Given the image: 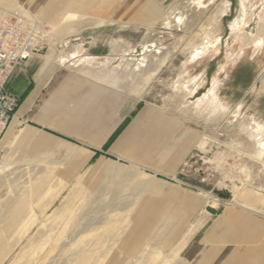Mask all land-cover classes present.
<instances>
[{
	"label": "rangeland",
	"instance_id": "rangeland-1",
	"mask_svg": "<svg viewBox=\"0 0 264 264\" xmlns=\"http://www.w3.org/2000/svg\"><path fill=\"white\" fill-rule=\"evenodd\" d=\"M14 2L9 7L31 14L28 0ZM0 7H4L1 2ZM163 14L161 22L126 27L78 15L70 22L64 18L59 24H44L48 42L40 51L88 25L108 31L118 47L108 63L96 67V74L133 99L192 121L201 131L198 149L170 179L151 182V176L133 165H110L99 187L104 182L111 192L99 198L87 196L86 192L95 194L98 189L88 188L83 176L76 179L63 173L65 166L57 164V155L11 161L7 170L0 168V220L4 219L0 264H75L74 254L88 249L96 260L110 243V235L121 227L119 220L151 187L161 190L166 205L174 201L182 206L187 194L194 196L196 212L190 230L208 219L206 212L225 205L240 203L264 212V153L256 155L259 142L264 150V0H165ZM52 146L58 153V146ZM40 179L42 190L32 191ZM77 188L86 196L72 197ZM246 195L258 201L239 200ZM25 199L24 217L11 221V203ZM67 199L72 205L59 215ZM106 227L111 231L108 236ZM72 232L78 233L74 240L69 239ZM123 237L102 254V264H125ZM64 242L68 244L62 246ZM156 245L148 256H154V261L145 257L137 263L172 264L160 263L167 249L161 242Z\"/></svg>",
	"mask_w": 264,
	"mask_h": 264
},
{
	"label": "crops",
	"instance_id": "crops-1",
	"mask_svg": "<svg viewBox=\"0 0 264 264\" xmlns=\"http://www.w3.org/2000/svg\"><path fill=\"white\" fill-rule=\"evenodd\" d=\"M164 1L28 0L24 4L45 25L59 24L67 15L75 14L126 27L164 20ZM107 32L85 26L33 54L16 69L8 88L17 96L19 105L0 139V168L7 170V164H13L11 161L57 155V164L65 166L63 173L68 172L76 179L83 176L88 188L98 189L95 194L86 192L87 196L99 198L111 192L104 182L99 187L110 165L120 162L133 165L151 176V182L157 178L170 179L198 149L201 131L192 121L162 106L133 99L96 74V67L108 63L110 53L118 47ZM52 144L58 146V153ZM1 181L2 175L0 191ZM38 181L43 185V179ZM33 188L34 185L32 191ZM175 192L176 197L178 190ZM161 193L151 187L138 195L141 201L138 198L132 203V209L124 217L125 225L110 235V243L96 260L90 258L92 249L75 253L73 259L80 260L79 264H102V254L110 252L124 235L121 244L125 264H132L129 260L135 262L145 245L158 248L156 244L160 242L167 249L160 263L264 264L261 209L240 203L225 205L211 210L212 213L206 212L208 219L198 228L193 227V231L190 222L196 212L194 196L187 194L182 206H175L174 201L163 204ZM83 194L86 196L82 188H77L72 197ZM26 206V199L17 200L11 203L8 213L20 208L26 213ZM63 212L64 208L58 210L59 215ZM129 213L134 214L132 218Z\"/></svg>",
	"mask_w": 264,
	"mask_h": 264
},
{
	"label": "built area",
	"instance_id": "built-area-1",
	"mask_svg": "<svg viewBox=\"0 0 264 264\" xmlns=\"http://www.w3.org/2000/svg\"><path fill=\"white\" fill-rule=\"evenodd\" d=\"M44 28L35 17L0 9V139L19 105L8 83L16 69L47 44Z\"/></svg>",
	"mask_w": 264,
	"mask_h": 264
},
{
	"label": "bare ground",
	"instance_id": "bare-ground-1",
	"mask_svg": "<svg viewBox=\"0 0 264 264\" xmlns=\"http://www.w3.org/2000/svg\"><path fill=\"white\" fill-rule=\"evenodd\" d=\"M9 4V3H8ZM4 7H0V9H2V10H4L5 12L6 11H8V12H10V13H18V14H20V15H22V16H27V15H31V14H29V13H27L26 11H24L22 8H20V7H16V8H11V7H9V6H11V5H5L4 3L2 4ZM6 8V9H5ZM8 9V10H7ZM77 16L76 15H74V14H69V15H67L66 16V19L64 20V22L66 21V22H70L71 20H74L75 18H76ZM61 32V31H60ZM75 32V31H74ZM44 34L47 36V32H44ZM51 34V33H50ZM62 35V34H61ZM58 36V35H57ZM62 37V36H61ZM51 39V38H50ZM203 102V101H202ZM261 144H262V142H259L258 143V152H257V156H260L261 154H263L264 153V150H262L261 149ZM41 187H42V183L41 182H38V183H35V185H34V192L35 191H40L41 190ZM26 188V187H25ZM246 192V191H245ZM29 193V192H28ZM250 198V196H248V195H246V196H244L243 198H241L240 196H239V200H242V201H244L245 203H247V204H252V203H254V202H257L258 200L256 199V197H255V200H250L249 199ZM70 200V199H69ZM67 201V203H66V209L64 208V211H66L67 209H68V207L70 208L71 207V203H72V200L71 201ZM250 202V203H249ZM256 204V203H255ZM254 205V204H253ZM113 211V210H112ZM11 214V221H19V219L22 217V216H24L25 215V210L23 209V208H20L19 209V211L18 212H14V213H10ZM127 218V217H126ZM80 220V219H79ZM126 220L127 219H125L124 218V221H122V223H121V227H123L124 225H125V222H126ZM4 221V219H1L0 220V222L2 223ZM89 223V222H88ZM83 227V226H82ZM108 228L109 227H107V228H105V230H104V233H106V231L108 230ZM0 229H2V226H0ZM121 229V228H120ZM73 231H75V230H73ZM76 232V231H75ZM73 233V234H72ZM71 234H70V236H69V239H76L78 236H77V234L75 233L74 234V232H72ZM1 235V234H0ZM116 235H117V233H116ZM115 235V236H116ZM119 235V234H118ZM118 235H117V237H118ZM116 237V238H117ZM66 244H68V243H63L62 244V246L63 245H66ZM153 247H150V246H147V247H145L142 251H141V253H139V255H138V257H136L137 259H136V261L134 262V263H132V264H138L137 263V261H139V260H142V258H148V259H150L151 258V261H154V256L153 257H148V256H150V249H152ZM87 251V250H86ZM171 254V253H170ZM147 259V260H148ZM71 262L72 263H75L76 264V261L74 260V259H72L71 260ZM149 262V261H148ZM178 263V262H177ZM155 264V263H154Z\"/></svg>",
	"mask_w": 264,
	"mask_h": 264
}]
</instances>
